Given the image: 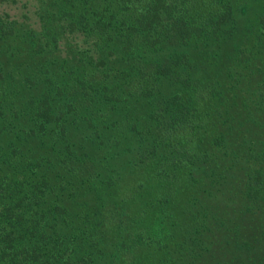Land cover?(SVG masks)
Returning <instances> with one entry per match:
<instances>
[{
	"label": "trees",
	"instance_id": "trees-1",
	"mask_svg": "<svg viewBox=\"0 0 264 264\" xmlns=\"http://www.w3.org/2000/svg\"><path fill=\"white\" fill-rule=\"evenodd\" d=\"M51 2L43 31L24 35L34 52L49 55L60 31L92 48L57 77L49 65L45 81L24 76L31 92L19 95L17 23L0 12V264H134L143 246L155 253L150 264H194L206 226L223 222L216 194L228 187L230 159L220 153H262L214 118L228 101V77L216 69L228 56L209 51L235 38L237 0ZM263 53L241 54L234 87L251 81L246 74L264 84ZM113 132L129 134V170L96 155L122 141ZM248 179L246 197L264 205L263 170ZM151 211L182 232L174 249L144 227Z\"/></svg>",
	"mask_w": 264,
	"mask_h": 264
},
{
	"label": "rangeland",
	"instance_id": "rangeland-1",
	"mask_svg": "<svg viewBox=\"0 0 264 264\" xmlns=\"http://www.w3.org/2000/svg\"><path fill=\"white\" fill-rule=\"evenodd\" d=\"M52 3L54 2L51 0H5L0 3V12L9 14V17L17 23V34L12 43L14 46L12 52L15 53V57L11 60V71L17 79L19 95L31 92V85H23L24 76L27 75L37 81H45L46 75L42 70L44 66L49 65L51 75L48 73V76L57 77L55 73L59 71L61 66L76 67L77 58L82 53L81 49H90L91 47H86L87 43L79 32L63 34L58 29L56 22V28L61 34H58L59 39L54 43L53 51L47 56H40L34 52L28 41H25L24 35H28L30 31L38 33L43 31V24L39 15L43 13L41 11L44 8H51ZM236 5L238 7L236 18L238 20L235 25L237 28L234 30L235 38L226 43L222 50L218 49L219 43L215 49L209 51L213 55L218 53L223 57L224 55L228 56L223 58L225 62L221 70L216 69L223 76H227V80L230 81H226V84L222 86L227 89L225 95L228 99L222 108L223 117H219L215 113L214 118L226 121L224 125H220V129L218 128L220 132L231 128L234 133L238 127V130L243 131L239 137L248 139L246 148H252L253 145L249 143V139H251L255 141L254 147L264 153V96L262 94L264 84L261 86L255 84L258 82V76L251 74L245 75V78L251 79V81H248L241 88L234 87L231 81L232 72L245 71L246 66L241 67L242 69L238 67L240 62L238 59L242 53L247 55L250 51V55H252L251 52L258 47H262V52H264V0H237ZM89 66L84 67L90 71ZM63 74L64 72L61 75ZM140 109L143 110V108L138 107L136 112H139ZM125 113L128 114V111L119 112L114 118H120ZM127 117L131 116L127 115ZM237 118H240L239 120L243 118L245 122L238 124ZM112 134L123 135L117 132ZM123 136L125 139L124 137L121 138L122 141L119 145L109 149V153L106 152L104 156L96 155L98 158L102 157L114 168L129 170V162L134 153V150L131 149L133 144L129 140V134ZM259 151L254 152V155H257ZM262 153L258 155L259 159L250 157L247 153L234 155L229 151L228 146L220 153L223 158L230 159L227 164L230 169L227 170L226 174L228 187L216 194L217 197H220L218 199L219 204L222 203L220 205L222 210L217 215H220L223 222L220 223L216 220L215 223L209 222L206 226L210 228L208 232L210 237L208 239L203 237L204 242L199 243L198 255L194 256V264H264V205L257 203L252 205L251 200L245 195L249 174L257 168H261L264 172V155L261 156ZM232 166L233 168H231ZM159 220L157 213L151 211L145 215L143 225L152 229L156 228L157 234L163 237L162 245H166V249H174L175 245L182 240V232L176 225L171 226L172 229H168L169 225H160ZM216 223L219 224L216 225ZM164 227H167V230H163ZM159 251L155 249L156 253ZM153 254L155 253L150 248L143 246L133 263H153Z\"/></svg>",
	"mask_w": 264,
	"mask_h": 264
}]
</instances>
